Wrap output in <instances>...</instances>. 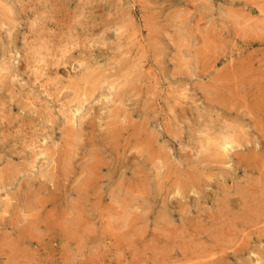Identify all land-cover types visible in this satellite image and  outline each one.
Wrapping results in <instances>:
<instances>
[{
	"label": "rangeland",
	"instance_id": "rangeland-1",
	"mask_svg": "<svg viewBox=\"0 0 264 264\" xmlns=\"http://www.w3.org/2000/svg\"><path fill=\"white\" fill-rule=\"evenodd\" d=\"M38 59H47L45 68ZM0 64V177L9 170L17 173L9 183L0 180L1 264L264 263V0H0ZM225 137L239 144L231 154L221 148ZM234 209L237 214L230 213Z\"/></svg>",
	"mask_w": 264,
	"mask_h": 264
},
{
	"label": "bare ground",
	"instance_id": "bare-ground-1",
	"mask_svg": "<svg viewBox=\"0 0 264 264\" xmlns=\"http://www.w3.org/2000/svg\"><path fill=\"white\" fill-rule=\"evenodd\" d=\"M88 1H89V0H88ZM35 2H36V0H35ZM80 2H81V1H80ZM41 4H42V3H41ZM28 6H29V5H28ZM2 9H3V8H2ZM47 11H48V10H47ZM9 12H10V11H9ZM41 12H42V11H41ZM4 14H6V12H5ZM4 14H3V15H4ZM6 15L9 16L8 13H7ZM43 18H44V17H43ZM42 20H43V19H42ZM48 22H49V21H48ZM62 24H63V23H62ZM31 27H32V26H31ZM40 27H41V26H40ZM38 28H39V27H38ZM45 28H46V27H45ZM54 31H55V30H54ZM64 32H65V31H64ZM36 33H37V32H36ZM47 33H48V32H47ZM53 34H54V33H53ZM84 40H85V39H84ZM69 41H70V39H69ZM94 43H95V42H94ZM75 44H76V43H75ZM72 45H73V44H72ZM77 45H78V44H77ZM41 46H42V45H41ZM49 46H50V45L48 44V47H49ZM45 47H46V45H45ZM50 47H51V46H50ZM48 49H49V48H48ZM66 49H67V48H66ZM38 50H39V49H38ZM51 50H53V49H51ZM47 51H49L48 53H50V49L47 50ZM39 52H40V51H39ZM41 52H42V51H41ZM55 52H56V51H55ZM57 52H58V51H57ZM57 52H56V53H57ZM60 52H61V51H60ZM35 53H36V52H35ZM35 53H33V54H35ZM43 53H44V52H43ZM61 53H62V52H61ZM28 54H29V53H28ZM36 54H37V53H36ZM44 54H45V53H44ZM54 54H55V53H54ZM245 54H246V52H245ZM41 55H42V54H41ZM45 55H46V54H45ZM60 55H62V54H60ZM33 56H34V55H33ZM42 56H43V55H42ZM50 56H51V55H50ZM57 56H58V55H57ZM65 56H66V54H65ZM124 56H125V55H124ZM241 56H242V55H241ZM29 57H30V56L28 55V58H29ZM48 57H49V56H48ZM48 57H47V58H48ZM55 57H56V56H55ZM55 57H54V58H55ZM62 57H63V56H62ZM28 58H27V59H28ZM34 58L36 59V57H34ZM37 58H38V57H37ZM41 58H42V57H41ZM41 58H40V59H41ZM43 58H46V57H43ZM56 58H57V57H56ZM60 58H61V57H60ZM27 59H26V60H27ZM30 59H31V57H30ZM51 59H52V58H51ZM91 59H92V58H91ZM38 60H39V59H38ZM61 60H62V59H61ZM66 60H67V59H66ZM66 60H65V61H66ZM217 60H218V59H217ZM217 60H216V61H217ZM44 61H45V60H44ZM44 61H43V60H42V61L39 60V62H42V65L44 64L43 68L46 67L45 65H46V63H47V59H46V63H45ZM48 61H49V60H48ZM53 61H54V60H53ZM53 61H52V63H53ZM58 61H60V60H58ZM62 61H63V60H62ZM65 61H64V62H65ZM95 61H96V60H95ZM132 61H133V60H132ZM232 61H233V60H231V62H232ZM249 61H251V60H249ZM253 61H254V60H253ZM32 62H33V61H32ZM39 62H38V63H39ZM231 62H229V63H231ZM243 62H244V61H243ZM52 63L49 62V64H52ZM54 63H56V62H54ZM213 63H214V62H213ZM32 64H33V63H32ZM56 64H57V63H56ZM244 64H245V62H244ZM0 65H1V64H0ZM54 65H55V64H54ZM57 65H60V64L58 63ZM102 65H103V64H102ZM228 65H231V64H228ZM236 65H238V64L236 63L235 66H236ZM240 65H241V63H240ZM3 66H4V65H3ZM48 66H49V65H48ZM48 66H47V68H48ZM50 66H51V65H50ZM52 66H53V65H52ZM231 66H232V65H231ZM242 66H243V65H242ZM247 66H248V65H247ZM249 66H250V65H249ZM253 66H254V65H253ZM6 67L8 68L9 66H6ZM55 67H56V65H55ZM61 67H62V66H61ZM105 67H106V66H105ZM224 67H225V66H224ZM0 68H1V67H0ZM4 68H5V67H4ZM26 68H27V66H26ZM33 68H35V67H33ZM43 68H42L41 70H39V71H43V70H44ZM52 68H54V67H52ZM59 68H60V67H59ZM227 68H228V67H227ZM241 68L243 69V67H241ZM248 68H249V67H247V69H248ZM8 69H10V68H8ZM28 69H30V68H28ZM54 69H55V68H54ZM88 69H89V68H88ZM90 69H91V68H90ZM230 69H231V67H230ZM238 69H239V68H238ZM244 69H245V68H244ZM253 69H254V68H253ZM26 70H27V69H26ZM49 70H50V69H49ZM63 70H64V69H63ZM82 70H83V69H82ZM225 70H227V69H225ZM239 70H240V69H239ZM87 71H88V70H87ZM242 71H244V70H242ZM253 71H254V70H253ZM256 71L258 72V70L255 69L254 72H256ZM29 72H31V71H29ZM45 72H46V71H45ZM45 72H44V73H45ZM49 72H50V71H49ZM56 72H57V71H56ZM221 72H224V71H221ZM232 72H233V71H232ZM239 72H240V71H239ZM245 72H246V71H245ZM251 72H252V71H251ZM259 72H260V71H259ZM26 73H27V71H26ZM46 73H47V72H46ZM224 73H226V72H224ZM33 74H35V73H33ZM73 74H74V73H73ZM236 74H237V72H236ZM236 74H235V75H236ZM245 74H246V73H245ZM54 75H55V74H54ZM64 75H65V74H64ZM67 75H68V74H67ZM67 75H66V76H67ZM75 75H76V74H75ZM77 75H78V74H77ZM83 75H84V74H83ZM220 75H221V74H220ZM258 75H259V74H258ZM2 76H3V75H2ZM119 76H120V75H119ZM4 77H5V76H4ZM49 77H50V76H49ZM49 77H47V79H48ZM58 77H59V76H58ZM58 77H57V75H56V78H58ZM64 77H65V76H64ZM68 77H69V75H68ZM72 77H74V75H73ZM76 77H77V76H76ZM95 77H96V76H95ZM222 77H223V76H222ZM227 77H228V76H226V78H227ZM229 77H230V76H229ZM242 77H243V76H242ZM257 77H258V76H257ZM44 78H45V77H44ZM51 78H53V76H52ZM59 78H60V77H59ZM59 78H58V79H59ZM69 78H70V77H69ZM232 78H233V77H232ZM240 78H241V77H240ZM263 78H264V75H263ZM33 79H34V78H33ZM54 79H55V78H54ZM54 79H53V80H54ZM88 79H89V78H88ZM219 79H220V78H219ZM249 79L251 80V77H250ZM257 79H258V78H257ZM261 79H262V78H261ZM60 80H61V79H60ZM60 80H59V81H60ZM67 80H68V79H67ZM81 80H82V79H81ZM83 80H84V79H83ZM135 80H136V79H135ZM139 80H140V79H139ZM141 80H142V79H141ZM250 80H249V81H250ZM259 80H260V79H259ZM57 81H58V80H57ZM101 81H102V80H101ZM226 81H227V80H226ZM69 82H71V84H72V81H71L70 79H69ZM83 82H85V81H83ZM99 82H100V81H99ZM227 82H228V81H227ZM256 82H257V81H256ZM80 83H81V82H80ZM132 83H133V82H132ZM217 83H219V82L217 81ZM243 83H246V81L243 82ZM243 83H242V84H243ZM249 83H250V82H247V84H249ZM257 83H258V82H257ZM263 83H264V81H263ZM46 84H47V82H46ZM81 84H82V83H81ZM125 84H126V83H125ZM137 84H138V83H137ZM219 84H220V83H219ZM226 84H227V83H226ZM233 84H234V83H233ZM237 84H238V83H237ZM252 84H253V83H252ZM138 85H139V84H138ZM235 85H236V84H235ZM97 86H99V85H97ZM97 86H96V87H97ZM109 86H110V85H109ZM109 86H108V87H109ZM131 86H132V85H131ZM212 86H213V85H211V87H212ZM214 86H215V85H214ZM244 86H245V85H244ZM252 86H253V85H252ZM255 86H256V85H255ZM44 87H47V86H44ZM72 87H73V86H72ZM86 87H87V86H86ZM96 87H95V88H96ZM245 87H246V86H245ZM248 87H249V86H248ZM262 87L264 88V86H262ZM99 88H100V87H99ZM222 88H223V87H222ZM241 88H242V87H241ZM246 88H247V87H246ZM260 88H261V87H260ZM263 88H262V89H263ZM76 89H78V88H76ZM76 89H75V90H76ZM100 89H101V88H100ZM247 89H249V88H247ZM253 89H254V87H253ZM255 89H256V88H255ZM72 90L74 91V89L71 88V91H72ZM87 90H88V89H87ZM94 90H95V89H94ZM219 90H220V89H219ZM225 90H226V89H225ZM230 90H232V88H231ZM260 90H261V89H260ZM47 91H48V90H47ZM61 91H62V90H61ZM81 91H82V88H81ZM234 91H236V90H234ZM246 91H247V90H246ZM249 91H250V90H249ZM263 91H264V89H263ZM77 92H79L78 94H81V93H80V89L77 90ZM212 92H213V91H212ZM219 92H220V91H219ZM213 93H216V92L214 91ZM217 93H218V92H217ZM238 93H239V92H238ZM255 93H256V92H255ZM255 93H254V94H255ZM258 93H259V92H258ZM258 93H257V95H258ZM56 94H57V93H56ZM219 94H220V93H219ZM229 94H230V93H229ZM231 94H232V93H231ZM244 94H245V93H243V95H244ZM76 95H77V94H76ZM214 95H215V94H214ZM232 95H233V94H232ZM238 95H241V94L239 93ZM246 95H249V94H246ZM259 95H261V93H259ZM79 96H80V95H79ZM81 96H83V95H81ZM216 96H217V95H216ZM216 96H215V97H216ZM228 96H229V95H228ZM228 96L226 95V97H228ZM249 96H250V95H249ZM263 96H264V95H263ZM87 97H88V96H87ZM220 97H223V96H220ZM224 97H225V95H224ZM234 97H235V95H234ZM236 97H237V96H236ZM251 97H252V95H251ZM251 97H250V98H251ZM255 97H256V96H255ZM83 98H84V97H83ZM89 98H90V97H89ZM89 98H87V99H89ZM218 98H219V96H218ZM239 98H240V97H239ZM243 98H244V97H243ZM262 98H263V97H262ZM229 99H231V98H229ZM229 99L227 98V100H229ZM233 99H234V98H233ZM237 99H238V98H237ZM240 99H241V98H240ZM247 99H249V98H247ZM79 100H81V99H80V98L78 99V103H81V102H79ZM83 100H84V99H83ZM225 100H226V99H225ZM225 100H224V101H225ZM251 100H253V99H251ZM75 101H77V100H75ZM85 101H86V100H85ZM213 101H214V100H213ZM233 101H234V100H233ZM248 101H249V100H248ZM248 101H247V102H248ZM260 101L262 102V100H260ZM214 102H215V101H214ZM249 102H250V101H249ZM251 102L253 103V101H251ZM254 102H255V101H254ZM215 103H216V102H215ZM236 103H237V102H236ZM245 103H246V102H245ZM82 104H83V103H82ZM227 104H228V103H227ZM227 104H226V105H227ZM233 104H234V103H233ZM239 104H240V103H239ZM258 104H259V101H258ZM4 105H5V103H4ZM80 105H81V104H80ZM228 105H229V104H228ZM234 105H235V104H234ZM243 105H244V104H243ZM252 105H254V103H253ZM216 106H217V105H216ZM235 106H237V105H235ZM244 106H245V105H244ZM250 106H251V105H250ZM254 106H255V105H254ZM263 106H264V105H263ZM225 107H226V106H225ZM239 107H240V106H239ZM248 107H249V106H248ZM251 107H252V106H251ZM218 108H219V107H218ZM220 108H221V106H220ZM220 108H219V109H220ZM229 108H230V107H229ZM229 108H228V109H229ZM232 108H233V107H232ZM241 108H242V107H241ZM222 109H223V108H222ZM222 109H221V110H222ZM226 109H227V108H226ZM233 109H234V108H233ZM247 109H250V107L247 108ZM237 110H238V109H237ZM255 110H256V109H255ZM261 110H262V109H261ZM75 111H76V110H75ZM243 111H244V110H243ZM251 111H253V110H251ZM233 112H234V110H233ZM245 112H246V111H245ZM2 113H3V112H2ZM74 113H75V112H74ZM153 113H154V112H153ZM177 113H178V112H177ZM230 113H231V110H230ZM249 113H250V112H249ZM76 114H77V113H76ZM183 114H184V113H183ZM241 114H242V113H241ZM247 114H248V113H247ZM250 114H251V113H250ZM250 114H249V116H250ZM260 115H262V114H260ZM258 116H259V115H258ZM238 117H239V116H238ZM238 117H235L234 119H236V118H238ZM245 117H246V115H245ZM255 117H256V116H255ZM263 117H264V116H263ZM263 117H261V118H263ZM222 118H223V117H222ZM250 118H251V116H250ZM252 118H253V117H252ZM258 118H259V117H258ZM75 119H76V118H75ZM116 119H117V118H116ZM210 119H211V118H210ZM71 120H72V119H71ZM94 120H95V119H94ZM243 120H244V119H243ZM256 120H257V119H256ZM13 121H14V120H13ZM157 121H158V120H157ZM239 121H240V120H239ZM244 121H246V119H245ZM248 121H249V120H248ZM253 121H254V120H253ZM253 121H251V122H253ZM80 122H81V121H80ZM249 122H250V121H249ZM259 122H260V121H259ZM147 123H148V121H147ZM153 123H154V122H153ZM263 123H264V122H263ZM122 124H123V123H122ZM214 124H215V123H214ZM217 124H218V123H217ZM234 124H235V123H234ZM234 124H233V125H234ZM245 124H246V123H245ZM251 124H252V123H250V126H251ZM259 124H260V123H259ZM124 125H125V124H124ZM146 125H147V124H146ZM148 125H149V123H148ZM233 125H232V126H233ZM237 125H238V128H239V126H240V125H239V122H238ZM248 125H249V123H248ZM10 126H11V125H10ZM60 126H61V125H60ZM227 126H228V125H227ZM241 126H243V125H241ZM252 126H253V124H252ZM213 127H214V126H213ZM236 127H237V126H235L234 128L236 129ZM263 127H264V125H262V128H263ZM61 128H62V127H61ZM104 128H105V127H104ZM207 128H208V127H207ZM232 128H233V127H232ZM18 129H19V128H18ZM69 129H70V128H69ZM133 129H134V128H133ZM166 129H167V128H165L164 130H166ZM226 129H227V128H226ZM254 129H255V128H254ZM254 129H253V130H254ZM263 129H264V128H263ZM19 130H20V129H19ZM121 130H122V129H121ZM247 130H248V129H247ZM106 131H107V130H106ZM155 131H156V130H155ZM227 131H228V130H227ZM232 131H234V130H232ZM238 131H239V130H238ZM242 131H243V130H242ZM244 131H246V130H244ZM244 131H243V132H244ZM74 132H75V131H74ZM80 132H81V131H80ZM80 132H79V133H80ZM83 132H84V131H83ZM83 132H82V133H83ZM122 132H123V131H122ZM122 132H120V133H122ZM141 132H143V131H141ZM152 132H153V131H152ZM198 132H199V131H198ZM243 132H242V133H243ZM255 132H256V131H255ZM257 132H259V130H258ZM15 133H16V132H15ZM19 133H20V132H19ZM111 133H113V132H111ZM115 133H116V132H115ZM158 133H159V132H158ZM158 133H157V134H158ZM165 133H166V132H165ZM199 133H200V132H199ZM206 133H207V130H206ZM210 133H211V129H210ZM210 133H209V135H210ZM222 133H224V132H222ZM237 133H238V132H237V130H236L235 134H237ZM248 133H249V132H248ZM17 134H18V133H17ZM83 134H84V133H83ZM144 134H145V133H144ZM146 134H147V133H146ZM166 134H167V133H166ZM231 134H232V132H231ZM235 134H234V135H235ZM257 134H258V133H257ZM261 134H262V133H261ZM78 135H79V134H78ZM103 135H104V134H103ZM245 135H247V134H245ZM258 135H259V138H260V132H259ZM130 136H131V135H130ZM140 136H141V135H139V137H140ZM142 136H143V135H142ZM147 136H149V135H147ZM156 136H157V135H156ZM168 136H169V134H168ZM232 136H233V135H232ZM242 136L244 137V133H243ZM242 136L240 137L241 139L243 138ZM249 136H250V134H249ZM249 136H248V137H249ZM77 137H79V136H76V138H77ZM111 137H112V136H111ZM114 137H115V136H114ZM120 137H121V136H120ZM123 137H125V136H123ZM135 137H136V135H135ZM139 137H138V138H139ZM201 137H202V136H201ZM204 137H205V135H204ZM236 137H237V136H236ZM248 137H247V138H248ZM262 137H263V135H262ZM80 138H81V136H80ZM86 138H87V137H86ZM93 138H94V137H93ZM108 138H109V137H108ZM108 138H107V139H108ZM146 138H147V137H146ZM223 138H224V137H223ZM233 138H234V137H233ZM263 138H264V137H263ZM21 139H22V138H21ZM140 139H141V138H140ZM164 139H165V138H164ZM205 139H206V138H205ZM109 140H110V139H109ZM109 140H107V141H109ZM111 140H112V139H111ZM122 140H123V139H122ZM153 140H154V139H153ZM155 140H156V139H155ZM207 140H209V139H207ZM242 140L246 141V138L244 137ZM249 140H250V139H249ZM249 140H247V141H249ZM18 141H20V140H18ZM80 141H81V140H80ZM113 141H114V140H113ZM125 141H126V139L124 140V142H125ZM141 141H142V140H141ZM145 141H147V140H145ZM148 141H149V140H148ZM162 141H163V140H162ZM164 141H165V140H164ZM204 141H205V140H204ZM235 141L237 142V140H235ZM235 141H234L231 137H228V138L225 137V143L221 146V148L223 147L224 150H226V152L228 153V152H229V149H233V145L235 146V144H238V143H236ZM20 142H21V141H20ZM24 142H25V141H24ZM28 142H29V141H28ZM73 142H74V141H73ZM124 142H123V143H124ZM137 142H138V141H137ZM152 142H153V141H152ZM156 142H157V140H156ZM168 142H169V141H168ZM249 142H250V141H249ZM260 142H261V141H260ZM22 143H23V141H22ZM85 143H86V142H85ZM110 143H111V142H110ZM112 143H113V142H112ZM112 143H111V144H112ZM120 143H121V142H120ZM138 143H139V142H138ZM138 143H137V145H138ZM141 143H142V142H141ZM160 143H161V142H160ZM166 143H167V142H165V143H163V144H166ZM221 143H222V142H221ZM240 143H243V142H240ZM244 143H245V142H244ZM262 143H263V142H262ZM14 144H15V143H14ZM23 144H26V143H23ZM31 144H32V143H31ZM86 144H87V143H86ZM104 144H105V143H104ZM116 144H117V143H116ZM132 144H133V143H132ZM147 144H148V143H147ZM167 144H169V143H167ZM245 144H247V143H245ZM250 144H251V143H250ZM27 145H28V144H27ZM107 145H108V144H107ZM118 145H119V144H118ZM121 145H122V144H121ZM143 145H144V144H143ZM151 145H152V144H151ZM161 145H162V144H161ZM238 145H239V144H238ZM247 145H248V144H247ZM247 145H246V146H247ZM251 145H252V144H251ZM260 145H261V143H260ZM135 146H136V145H135ZM148 146H149V145H148ZM167 146H168V145H167ZM167 146L165 145V147H167ZM170 146H171V145H170ZM198 146H199V145H198ZM215 146H216V145H215ZM217 146H218V144H217ZM19 147H20V146H19ZM32 147H33V146H32ZM34 147H35V146H34ZM107 147H108V146H107ZM115 147H116V146H115ZM119 147H120V146H119ZM122 147H123V146H122ZM155 147H157V146H155ZM155 147H154V148H155ZM236 147H237V145H236ZM236 147H234V148H236ZM261 147H262V146H261ZM263 147H264V145H263ZM263 147H262V148H263ZM21 148H22V147H21ZM127 148H128V147H127ZM132 148H133V147H132ZM132 148H131V149H132ZM135 148H136V147H135ZM135 148H134V149H135ZM139 148H140V147H139ZM152 148H153V146H152ZM159 148H160V144H159ZM167 148H169V146H168ZM167 148H166V149H167ZM196 148H197V147H196ZM237 148H238V147H237ZM241 148H242V147H241ZM26 149H27V148H26ZM120 149H121V148H120ZM157 149H158V148H157ZM163 149H164V148H163ZM199 149H201V152H202V148H199ZM218 149H219V148H218ZM218 149H217V150H218ZM238 149H240V148H238ZM242 149H243V148H242ZM249 149H251V148H249ZM259 149H260V147H259ZM263 149H264V148H263ZM263 149H262V150H263ZM34 150H35V149H34ZM135 150H137V148H136ZM144 150H145V151H144ZM144 150H143V151L146 152V154H147L146 149H144ZM151 150H152V149H151ZM154 150H155V149H154ZM172 150H173V149H172ZM212 150H213V149H211V151H212ZM217 150H216V152L219 153L220 150H219V151H217ZM257 150H258V149H257ZM21 151H22V150H21ZM100 151H102V150H100ZM122 151H124V150H122ZM141 151H142V150H141ZM141 151H140V152H141ZM231 151H232V150H231ZM231 151H230V152H231ZM236 151L238 152L237 149H236ZM247 151H248V150H247ZM255 151H256V150H255ZM91 152H92V151H91ZM144 152H142V154H143ZM152 152H153V151H152ZM184 152H185V151H184ZM208 152H209V151H207V153H208ZM212 152H213V151H212ZM230 152H229V153H230ZM233 152H234V151H233ZM233 152H232V155H233ZM261 152H262V151H261ZM16 153H17V152H16ZM100 153H101V152H100ZM102 153H103V152H102ZM249 153H251V152L249 151ZM249 153H248V154H249ZM257 153H259V151H257ZM98 154H99V153H98ZM98 154H97V155H98ZM137 154H138V153H137ZM142 154H141V155H142ZM201 154H204V152L201 153ZM211 154H212V153H211ZM230 154H231V153H230ZM244 154H245V153H244ZM262 154H264V152L261 153V155H262ZM22 155H23V154H22ZM31 155H32V154H31ZM92 155H93V154H92ZM100 155H101V154H100ZM100 155H98V156H100ZM139 155H140V154H139ZM157 155H158V154H157ZM214 155H217V154L214 152ZM223 155H225V154H223ZM223 155H222V156H223ZM226 155H227V154H226ZM232 155H230V156H232ZM241 155H243V153H242ZM9 156H11V155L9 154ZM16 156H17V155H16ZM16 156H15V157H16ZM19 156H20V155H19ZM51 156H52V155H51ZM71 156H73V155H71ZM87 156H88V155H87ZM89 156H91V155H89ZM145 156H146V155H145ZM148 156H150V155H148ZM180 156H181V155H180ZM186 156H187V155H186ZM205 156H206V155H205ZM248 156H249V155H247L246 157H248ZM258 156H259V155H258ZM11 157H14V156H11ZM92 157H93V156H92ZM92 157H91V158H92ZM121 157H122V156H121ZM141 157H142V156H141ZM152 157L155 158V156H152ZM164 157H165V156H164ZM210 157H211V156H210ZM223 157H224V156H223ZM228 157H229V156H228ZM262 157L264 158V156H262ZM146 158H148V157H146ZM154 158H150V157H149V162L151 163V160H152V162L155 161V160H153ZM159 158H160V157H159ZM179 158H180V157H179ZM207 158H208V156H207ZM217 158H218V157H217ZM229 158H230V157H229ZM229 158H228V159H229ZM235 158H236V156L234 157V159H235ZM240 158H241V157L239 156V159H240ZM13 159H14V158H13ZM35 159H36V158H35ZM37 159H38V158H37ZM50 159H51V158H50ZM60 159H61V158H60ZM60 159H59V160H60ZM157 159H158V158H157ZM162 159H163V158H162ZM166 159H168V158H166ZM184 159H185V157H184ZM218 159H219V158H218ZM222 159H223V158H222ZM245 159H246V158H245ZM247 159H248V158H247ZM32 160H33V159H32ZM101 160H102V159H101ZM147 160H148V159H147ZM160 160H161V159H160ZM180 160H181V159H180ZM182 160H183V159H182ZM185 160H186V159H185ZM232 160H233V159H232ZM243 160H244V158H243ZM67 161H68V160H67ZM95 161H96V159H95ZM162 161H163V160H162ZM162 161H161V162H162ZM164 161H166L165 158H164ZM186 161H187V160H186ZM186 161H185V162H186ZM228 161H229V160H228ZM230 161H231V160H230ZM235 161H236V159H235ZM245 161H248V160H245ZM259 161H260V160H259ZM261 161H263V160H261ZM51 162H52V161H51ZM145 162H147V161H145ZM166 162H167V161H166ZM241 162H242V161H241ZM150 163H147V164H150ZM232 163H233V162H232ZM243 163L245 164V163H248V162H243ZM243 163H242V164H243ZM259 163H260V162H259ZM97 164H98V163H97ZM106 164H107V163H106ZM106 164H105V165H106ZM145 164H146V163H145ZM155 164H157V163H155ZM161 164H162V163H161ZM242 164L239 163L240 166H241ZM7 165H8V164H7ZM48 165H49V164H48ZM50 165H52V164H50ZM59 165H60V164H59ZM59 165H58V167H59ZM61 165H62V164H61ZM91 165H92V164H91ZM162 165H163V164H162ZM168 165H169V164H167V166H168ZM171 165H172V164H171ZM254 165H255V164H254ZM259 165H260V164H259ZM154 166H157V165H154ZM169 166H170V165H169ZM174 166H175V164H174ZM243 166H244V165H243ZM243 166H242V167H243ZM246 166H247V165H246ZM249 166H250V165H249ZM19 167H20V165H19ZM48 167H49V166H48ZM50 167H52V166H50ZM64 167H65V166H64ZM66 167H67V166H66ZM105 167H106V166H105ZM161 167H163V166H161ZM175 167H176V166H175ZM237 167H238V166H237ZM7 168H8V167H7ZM20 168H21V169H19V171L22 170L24 167H23V168L20 167ZM46 168H47V167H46ZM59 168H60V167H59ZM87 168H88V167H87ZM97 168H98V167H97ZM103 168H104V167H103ZM107 168H108V167H107ZM195 168H196V167H195ZM247 168H248V166L246 167V169H247ZM251 168H252V166H251ZM32 169H34V168H32ZM52 169H53V167H52ZM55 169H56V168H55ZM63 169H64V168H63ZM92 169H93V168H92ZM92 169L90 170L91 173H92V171H93ZM155 169H156V168H155ZM6 170H7V169H6ZM6 170H5V171H6ZM16 170H17V169H16ZM53 170H54V169H53ZM57 170H58V169H57ZM98 170H99V169H98ZM98 170H97V171H98ZM159 170H160V169H159ZM180 170H181V169H180ZM238 170H239V169H238ZM5 171H4V172H5ZM239 171H240V170H239ZM241 171H243V170H241ZM24 172H25V171H24ZM56 172H57V171H56ZM68 172H69V174L71 173L70 171H68ZM98 172H99V171H98ZM136 172H137V171H136ZM157 172H158V171H157ZM228 172H229V171H228ZM248 172H249V171H248ZM256 172H257V171H256ZM64 173H65V172H64ZM64 173H63V171H59V175H60V177L63 178V179H65V175H64ZM95 173H96V170H95ZM95 173H92V174L95 175ZM140 173H141V172H140ZM229 173H231V172H229ZM1 174H2V173H1ZM16 174H17V173H16L15 171H13V170L6 171V172L0 177V180H1V181H2V180H6V182L9 183V181L11 182V180H13V179L17 176ZM44 174H46V173H44ZM51 174H52V173H51ZM83 174H84V173H83ZM137 174H138V173H136V175H137ZM166 174H167V173H166ZM168 174H169V173H168ZM253 174H255V173H253ZM258 174H259V173H258ZM258 174H257V176H258ZM52 175H53V174H52ZM57 175H58V174H57ZM98 175H99V174H98ZM190 175H191V174H190ZM199 175H201V174L199 173ZM206 175H207V174H206ZM259 175H261V173H260ZM44 176H45V175H44ZM46 176H47V175H46ZM68 176H69V175H68ZM99 176H100V175H99ZM157 176H158V175H157ZM18 177H19V176H18ZM18 177H17V178H18ZM88 177H89V176H88ZM101 177H102V176H101ZM145 177H148V176L146 175ZM168 177H169V176H168ZM190 177H192V175H191ZM193 177H195V176L193 175ZM198 177H199V176H198ZM263 177H264V176H263ZM50 178H51V177H50ZM97 178H98V177H97ZM97 178H96V181H97ZM158 178H162V177L159 176ZM199 178H200V177H199ZM199 178H198V179H199ZM227 178H228V177H227ZM232 178H233V177H232ZM232 178H231V179H232ZM236 178H237V177H236ZM246 178H247V177H246ZM254 178H255V175H254ZM259 178H260V177H259ZM45 179H47V178H45ZM59 179H60V178H59ZM100 179H101V178H100ZM165 179H166V178H165ZM169 179H170V178H169ZM185 179H186V178H185ZM187 179L189 180L190 178H187ZM187 179H186V180H187ZM192 179H194V178H192ZM198 179H196V180H198ZM229 179H230V178H229ZM233 179H234V178H233ZM233 179H232V180H233ZM247 179H248V178H247ZM247 179H246V180H247ZM17 180H18V179H17ZM43 180H44V179H43ZM55 180H56V179H55ZM158 180L161 181V179H158ZM188 180H187L188 183H189V181L191 182V180H189V181H188ZM196 180H195V181H196ZM256 180H257V179H256ZM260 180H261V178L259 179V181H260ZM44 181H45V180H44ZM195 181H193V183H194ZM234 181H235V180H234ZM250 181H251V180H250ZM263 181H264V180L262 179V182H263ZM40 182H41V180H40ZM42 182H43V181H42ZM42 182H41V183H42ZM46 182H47V181H46ZM48 182H50V181H48ZM52 182H53V181H52ZM199 182H200V183H201V182L204 183V181H202V180H201V181L199 180ZM199 182H198V183H199ZM238 182H239V181H238ZM241 182H242V181H241ZM248 182H249V181H247L246 183L248 184ZM262 182H261V183H262ZM2 183H3V181H2ZM14 183H15V182H14ZM58 183H59V182H58ZM63 183H64V181H63ZM158 183H159V182H158ZM185 183H186V182H185ZM188 183H187V184H188ZM239 183H240V182H239ZM246 183H245V184H246ZM250 183L252 184V182H250ZM255 183H256V182H255ZM34 184H35V183H34ZM90 184H91V183H90ZM159 184H160V183H159ZM201 184H202V183H201ZM253 184H254V183H253ZM256 184H257V183H256ZM256 184H254L255 186H253V185H252V186L257 188L258 185H256ZM2 185H3V184H2ZM42 185L44 186V184H42ZM98 185H99V184H98ZM185 185H186V184H185ZM185 185H184V187H186ZM4 186H5V185H4ZM30 186H31V185H30ZM45 186H46V185H45ZM86 186H87V185H86ZM86 186H82V184H81V187H86ZM188 186H189V184H188ZM198 186H199V184H198ZM198 186L196 187L197 189H198ZM203 186H204V184H203ZM203 186H200L199 188H201V187H203ZM239 186L241 187V185H239ZM244 186H245V185H244ZM260 186H262V187H261V188H260L259 186H258V187H259V188L261 189V191H262V188H263L264 185H263V184H260ZM7 187H8V186H7ZM9 187H11L10 184H9ZM39 187H40V186H39ZM62 187H63V186H62ZM94 187H97V186H94ZM142 187H143V185H142ZM192 187H193V184H192L191 188H192ZM245 187H246V186H245ZM245 187H244V188H245ZM55 188H56V187H55ZM79 188H80V186H79ZM189 188H190V187H189ZM193 188H195V186H194ZM236 188H237V190H238V187H237V186L235 187V189H236ZM244 188L242 189L243 191L245 190ZM259 188H257V189H259ZM46 189H47V188H46ZM56 189H57V188H56ZM64 189H65V188H64ZM88 189H89V188H88ZM184 189H186V188H184ZM247 189H249V188H247ZM250 189H251V188H250ZM254 189H255V188H254ZM257 189H256V190H257ZM260 189H259V190H260ZM50 190H51V189H50ZM61 190H62V189H61ZM79 190H80V189H79ZM93 190H94V189H93ZM139 190H140V188H139ZM146 190H147V189H146ZM146 190H145V191H146ZM188 190H189V189H188ZM198 190H199V189H198ZM34 191H35V190H34ZM38 191H39V190H38ZM43 191H44V190H43ZM77 191H78V190H77ZM77 191H75L76 194H77ZM80 191H81V190H80ZM82 191H85V192H86V190H82ZM35 192H36V191H35ZM56 192L58 193V191H56ZM78 192H79V191H78ZM85 192H84V193H85ZM139 192H141V191H139ZM147 192H148V191H147ZM184 192H185V191H184ZM193 192H194V189H193ZM234 192H237V191H234ZM238 192H239V191H238ZM238 192H237V193H238ZM250 192H251V191H249V193H248L249 195H250ZM257 192H258V191H257ZM262 192H264V191H262ZM98 193H99V192L97 191V193H95V194H98ZM185 193L187 194V192H185ZM243 193H245V191H244ZM255 193H256V191H255ZM36 194H38V193H36ZM41 194H43V192H42ZM58 194H59V193H58ZM70 194H71V192H70ZM78 194H79V193H78ZM87 194H88V193H87ZM138 194H139V193H138ZM181 194H182V193H181ZM235 194H236V193H235ZM235 194L233 195V197L235 196ZM245 194H246V193H245ZM256 194H257V193H256ZM258 194L260 195V193H258ZM25 195H26V194H25ZM27 195H28V194H27ZM47 195H48V194H47ZM59 195H60V194H59ZM88 195H89V194H88ZM136 195H137V194H136ZM237 195H238V197H239V194H237ZM240 195H241L242 198L240 197L239 199H243V195H242V194H240ZM249 195L244 196V199H246V197H247V199H248ZM252 195H253V193H252ZM263 195H264V193H263ZM48 196L50 197V195H48ZM52 196H53V195H52ZM76 196H77V195H76ZM90 196H91V195H90ZM254 196H257V195H254ZM31 197H34V196H31ZM36 197H37V195H36ZM88 197H89V196H88ZM95 197L97 198V196H95ZM251 197H252V196H250V198H251ZM258 197H259V196H258ZM258 197H257V198H258ZM260 197H261V196H260ZM260 197H259V198H260ZM13 198H14V197H13ZM17 198H18V197H17ZM38 198H39V197H38ZM38 198H37V199H38ZM41 198H42V197H41ZM47 198H48V197H47ZM50 198H51V197H50ZM255 198H256V197H255ZM257 198H256V200H257ZM259 198H258V199H259ZM0 199H1V198H0ZM15 199H16V198H15ZM18 199H19V198H18ZM31 199H32V198H31ZM52 199H53V198H51L50 200H52ZM84 199H88V198H84ZM261 199H262V197H261ZM42 200H43V199H42ZM227 200H228V199H227ZM234 200H235V199H234ZM237 200H238V198H237ZM252 200H254V199H252ZM23 201H24V200H23ZM30 201H31V200H30ZM54 201H55V200H54ZM54 201H53V202H54ZM91 201H92V199H91ZM224 201L226 202V204H229V203H227L226 200H224ZM235 201H236V200H235ZM235 201H234V202H235ZM246 201H247V200H246ZM254 201H255V200H254ZM260 201H261V200H260ZM262 201H263V199H262ZM9 202H10V201H9ZM20 202H21V201H20ZM24 202H25V201H24ZM27 202H28V200H27ZM27 202H26V203H27ZM36 202H37V201H36ZM36 202H33V203H34V206H35V203H36ZM43 202H44V200H43ZM221 202H223V201H221ZM241 202H242V201H241ZM248 202H249V201H248ZM251 202H253V201H250L249 203H251ZM255 202H259V201H255ZM0 203H2V202H0ZM21 203H22V202H21ZM30 203H31V202H30ZM33 203H32V205H33ZM236 203L238 204V203H239V200H238V202H236ZM236 203H235V204H236ZM244 203H245V201H244ZM260 203H261V202L258 203L259 206H260ZM47 204H48V203H47ZM50 204H52V203H50ZM56 204H57V203H56ZM235 204H234V205H235ZM245 204H247V203H245ZM254 204H255V203H254ZM258 204H257V205H258ZM261 204H263V202H262ZM0 205H3V204H0ZM30 205H31V204H30ZM36 205H37V204H36ZM42 205H43V203H42ZM59 205H60V204H59ZM61 205H62V204H61ZM94 205H95V204H94ZM214 205H215V204H214ZM229 205H230V204H229ZM229 205H227V207H228ZM234 205H232V206H234ZM257 205H255V207H257ZM23 206H24V205H23ZM39 206H40V205H39ZM46 206H47V205H46ZM48 206H49V205H48ZM216 206L220 208V206H218V205H216ZM216 206H215V207H216ZM230 206H231V205H230ZM230 206L228 207V210H230V208H231ZM239 206H240V205H239ZM239 206H238V209H239ZM248 206L250 207V206H253V205L250 204V205H248ZM29 207H30V209L32 210L31 206H29ZM32 207H33V206H32ZM37 207H38V206H37ZM37 207H36V208H37ZM41 207H42V206H41ZM43 207H44V205H43ZM43 207H42V208H43ZM223 207H224V206H223V203H222V208H223ZM227 207H226V209H227ZM234 207H236V206H234ZM246 207H247V206H246ZM249 207H248V209H249ZM253 207H254V206H253ZM261 207H262V205H261ZM1 208L3 209L2 206H1ZM7 208H8V207H7ZM24 208H25V207H24ZM57 208H58V207H57ZM90 208H91V207H90ZM244 208H245V207H244ZM258 208H260V207H258ZM25 209H26V208H25ZM252 209H254V208H252ZM252 209L250 208V210H252ZM263 209H264V205H263ZM27 210H28V209H27ZM34 210H35V209H34ZM37 210H39V209H37ZM40 210H41V209H40ZM63 210H64V208H63ZM219 210H222V209H219ZM236 210H237V209H236ZM236 210L234 209L235 212H232V211H231L230 213H236V212H238V211H236ZM240 210H241V209H240ZM240 210H239V211H240ZM4 211H5V210H4ZM50 211H51V210H50ZM60 211H62V210H60ZM225 211H227V210H225ZM242 211H245V210L242 209ZM247 211H248V210H246V212H247ZM253 211H254V212H255V211L258 212L257 208H256V210H253ZM259 211H262V210L259 209ZM5 212H8V210H6ZM29 212H30V210H29ZM55 212H56V211H55ZM88 212H90V211H88ZM214 212H216V211H213V213H214ZM223 212H224V211H223ZM246 212H242V213L240 212V213H241V215H242L243 213H246ZM248 212H249V211H248ZM251 212H252V211H251ZM38 213H39V212H38ZM38 213H36V214H38ZM41 213H42V212L40 211V214H41ZM45 213H46V212H45ZM45 213H44V214H45ZM48 213H49V212H48ZM92 213H93V211H92ZM227 213H229V212H227ZM31 214H32V213H31ZM89 214H91V213H89ZM89 214H88V215H89ZM214 214H215V213H214ZM219 214H220V213H219ZM224 214H225V213H224ZM236 214H237V213H236ZM246 214H248V213H246ZM249 214H250V213H249ZM255 214H257V213H255ZM260 214H261V213H258L257 215H260ZM262 214H263V216H264V211H263ZM34 215H35V214H34ZM42 215H43V214H42ZM48 215H49V214H48ZM91 215H92V214H91ZM215 215H216V214H215ZM217 215H218V214H217ZM222 215H223V214H222ZM232 215H233V214H232ZM251 215H252V214H250V216H251ZM257 215H256V216H257ZM12 216H13V214H12ZM36 216H37V215H36ZM38 216H39V214H38ZM38 216H37V217H38ZM40 216H41V215H40ZM56 216H58V215H56ZM56 216H55V217H56ZM94 216H95V214L93 215V217H94ZM211 216H212V215H211ZM218 216H219V218L221 217L220 215H218ZM234 216H235V214H234ZM244 216L246 217V215H244ZM250 216H248V217H246V218L249 219ZM260 216H261V215H260ZM260 216H259V217H260ZM0 217H1V215H0ZM3 217H4V215H3ZM51 217H54V216H51ZM89 217H90V215H89ZM214 217L217 218V216H214ZM214 217H213V218H214ZM224 217H225V216H224ZM230 217H231V216H230ZM236 217H237V216H236ZM245 217H241V219H242V218H245ZM254 217H255V216H254ZM12 218H13V217H12ZM31 218H33V217H31ZM39 218H40V217H39ZM42 218H43V217H42ZM62 218H63V216H62ZM82 218H83V217H82ZM96 218H97V217H96ZM210 218H211V217H209V219H210ZM219 218H218V219H219ZM246 218H245V219H246ZM250 218L252 219V217H250ZM5 219H6V218H5ZM55 219H56V218H55ZM161 219H162V218H161ZM183 219H184V218H183ZM207 219H208V218H207ZM214 219H215V218H214ZM214 219H212V220H214ZM218 219H217V221H219ZM226 219H227V218H226ZM229 219H230V218H229ZM229 219H228V220H229ZM236 219H237V218H236ZM236 219H235V220H236ZM238 219H240V218H238ZM238 219L236 220V221H237V222H236L237 224H239V223H238ZM259 219H260V218H259ZM1 220H3V219H1ZM14 220L17 221V220H19V219H15V216H14ZM35 220H36V219H35ZM60 220H63V221H64L65 218H64V219H60ZM95 220H96V219H95ZM167 220H168V219H167ZM170 220H171V219H170ZM186 220H187V219H186ZM197 220H198V219H197ZM220 220H221V221H224V220H222V219H220ZM231 220H232V219H231ZM233 220H234V219H233ZM243 220H244V219H242V221H243ZM249 220H250V219H249ZM261 220H263L262 217H261ZM19 221H20V220H19ZM19 221H18V222H19ZM42 221H43V220H41L40 222H42ZM209 221H211V219H210ZM209 221H208V222H209ZM214 221H215V220H214ZM217 221H216V222H217ZM221 221H220V224H221ZM253 221H254V220H253ZM6 222H7V221H6ZM8 222H9V221H8ZM11 222H12V221H11ZM14 222H15V221H14ZM34 222H35V221H34ZM38 222H39V221H38ZM64 222H66V221H64ZM91 222H92V221H91ZM96 222H97V221H96ZM200 222H201V221H200ZM205 222H206V221H205ZM224 222H226V221H224ZM244 222H245V221H244ZM4 223H5V222H4ZM43 223H44V221H43ZM53 223H54V222H53ZM62 223H63V222H62ZM83 223H84V222H83ZM93 223H94V222H93ZM181 223H182V222H181ZM222 223H223V222H222ZM229 223H230V221L227 222V224H229ZM231 223H232V222H231ZM234 223H235V222H234ZM0 224H1V223H0ZM16 224H17V223H14L13 225H16ZM45 224H46V223H45ZM45 224H44V225H45ZM55 224H56V223H55ZM166 224H167V223H166ZM186 224H187V223H186ZM189 224H190V222H189ZM191 224H192V223H191ZM191 224H190V225H191ZM203 224H204V223H203ZM208 224H210V223H208ZM215 224H216V223H215ZM223 224H224V223H223ZM245 224H246V223H245ZM252 224H253V223H252ZM255 224H256V223H255ZM11 225H12V224H11ZM17 225H18V224H17ZM24 225H25V224H24ZM28 225H29V227H30V224H28ZM41 225H42V224H41ZM50 225H52V224H50ZM57 225H58V224H57ZM95 225H96V224H95ZM169 225H171V224H169ZM181 225H182V224H181ZM190 225H189V226H190ZM221 225H222V224H221ZM239 225H240V224H239ZM239 225H238V226H239ZM248 225H249V224H248ZM248 225H247V227H249ZM253 225H254V224H253ZM256 225H258V223H257ZM8 226H9V225H8ZM32 226H33V225H32ZM42 226H43V225H42ZM45 226H46V225H45ZM63 226H64V225H63ZM214 226H215V225H214ZM217 226H218V225H217ZM219 226H220V225H219ZM223 226H226V227H227L228 225H223ZM229 226H231V225H229ZM234 226H237V225H234ZM12 227H13V226H12ZM15 227H17V226H15ZM22 227H24V226H22ZM22 227H19V228H22ZM39 227H40V226H39ZM47 227H48V226H46L45 229H46ZM49 227H50V226H49ZM53 227H54V226H53ZM198 227H200V226H198ZM205 227H207V226H205ZM208 227H209V226H208ZM208 227H207V228H208ZM242 227H243V226H242ZM262 227H263V225H262ZM36 228H38V227H36ZM42 228H43V227H42ZM50 228H51V227H50ZM220 228H221V227H220ZM220 228H219V229H220ZM232 228H233V227H232ZM234 228H235V227H234ZM234 228H233V229H234ZM15 229H16V228H15ZM32 229H33V228H32ZM32 229H30V230H32ZM169 229H171V228H169ZM193 229H194V226H193ZM195 229H197V228H195ZM199 229H200V228H199ZM212 229H213V228H212ZM212 229L210 228V230H212ZM244 229H245V228H244ZM247 229H248V228H247ZM249 229H250V228H249ZM253 229H254V228H253ZM259 229H261V228L259 227ZM12 230H13V228H12ZM28 230H29V229H28ZM34 230H35V229H34ZM39 230H40V229H39ZM41 230H42V229H41ZM41 230H40V232H41ZM58 230H59V229H58ZM204 230H205V228H204ZM207 230H209V229H207ZM207 230H206V231H207ZM210 230H209V232H210ZM215 230H216V229H215ZM221 230H222V229H221ZM238 230H239V229H238ZM245 230H246V229H245ZM254 230H255V229H254ZM23 231H24V230H23ZM23 231H22V232H23ZM174 231H175V230H174ZM179 231H180V229H179ZM192 231H193V230H192ZM216 231H217V230H216ZM236 231H237V230H236ZM242 231H243V230H242ZM250 231H251V230H250ZM263 231H264V230H263ZM13 232H14V231H13ZM13 232H12V233H13ZM32 232H33V231H32ZM38 232H39V231H38ZM38 232H37V233H38ZM42 232H43V231H42ZM65 232H66V231H65ZM171 232H172V231H171ZM183 232H184V231H183ZM185 232H187V231H185ZM195 232H196V231H195ZM211 232L213 233V232H215V231H211ZM223 232L227 233V230L225 231V229H224ZM223 232H222V233H223ZM228 232H229V231H228ZM255 232H256V231H255ZM260 232H261V231H260ZM24 233H25V232H24ZM37 233H36V234H37ZM51 233H52V232H51ZM56 233H57V232H56ZM174 233H175V232H174ZM187 233H188V232H187ZM190 233H191V232H190ZM202 233H203V232H202ZM207 233H208V231H207ZM215 233H216V232H215ZM237 233H238V232H237ZM249 233H250V232H249ZM14 234H15V233H14ZM21 234H22V233H21ZM32 234H35V233H32ZM39 234H41V233H39ZM59 234H60V233H59ZM62 234H63V233H62ZM62 234H61V236H62ZM65 234H66V233H65ZM172 234H173V233H172ZM195 234H196V233H195ZM200 234H201V230H200ZM216 234H218V233H216ZM250 234L252 235V231H251ZM37 235H38V234H37ZM54 235H56V234H53L52 236H54ZM166 235H167V234H166ZM186 235H187V234H186ZM226 235H227V234H226ZM230 235H232V233H231ZM241 235H242V234H241ZM255 235H256V234H255ZM259 235H260V236H258V237L261 238V234H259ZM263 235H264V234H263ZM263 235H262V238H263ZM14 236H15V235H14ZM35 236H36V235H35ZM38 236H39V235H38ZM43 236H44V235H43ZM50 236H51V235H50ZM171 236H172V235H171ZM175 236H176V234H175ZM253 236H254V232H253ZM15 237H16V236H15ZM65 237H66V236H65ZM172 237H174V236H172ZM180 237H181L182 239L184 238V237H182L181 235H180ZM202 237H203V236H202ZM217 237H218V236H217ZM222 237H223V236H222ZM231 237H233V236H231ZM234 237H236V236L234 235ZM244 237H245V236H244ZM255 237H256V236H255ZM258 237H257V238H258ZM39 238H40V240H41V238H44V237H42V235H41ZM57 238H58V237H57ZM62 238H63V237H62ZM167 238H168V237H167ZM170 238H171V237H170ZM196 238H197V237H196ZM218 238H219V237H218ZM223 238H225V237H223ZM236 238H237V237H236ZM252 238H253V237H252ZM260 238H258V239H260ZM262 238H261V239H262ZM15 239H16V238H15ZM35 239H36V237H35ZM46 239H48V237H47ZM52 239H53V237H52ZM59 239H61V238L59 237ZM64 239H66V238H64ZM171 239H172V238H171ZM188 239H189V238H188ZM191 239H192V238H191ZM225 239H226V238H225ZM234 239H235V238H234ZM242 239H243V238H242ZM253 239H254V238H253ZM0 240H1V239H0ZM48 240H49V239H48ZM156 240H157V239H156ZM158 240H159V239H158ZM167 240H169V238H168ZM172 240H174V239H172ZM179 240H181V239H179ZM196 240H197V239H196ZM210 240H211V239H210ZM235 240H236V239H235ZM243 240H244V239H243ZM263 240H264V239H263ZM11 241H12V240H11ZM42 241H45V240H42ZM52 241H53V240H52ZM52 241H51V242H52ZM54 241H55V240H54ZM56 241H57V240H56ZM62 241H63V240H61V242H62ZM175 241H176V240H175ZM186 241H187V240H186ZM189 241H191V240H189ZM193 241H194V240H193ZM206 241H207V240H206ZM228 241H229V239H228ZM250 241H251V240H250ZM253 241H254V240H253ZM13 242H16V241H14V239H13ZM13 242H12V243H13ZM20 242H22V241H20ZM32 242H33V241H32ZM38 242H39V241H38ZM46 242H47V241H46ZM183 242H185V239H184ZM217 242H218V241H217ZM235 242L237 243V241H235ZM238 242H239V241H238ZM244 242H247V241H244ZM23 243H25V242H22V243H20V244H23ZM29 243H30V242H29ZM35 243H36V242H35ZM54 243H55V242H54ZM203 243H205V242H203ZM219 243H221V242H219ZM226 243H227V242H226ZM231 243H232V242H231ZM10 244H11V242H10ZM31 244H32V243H31ZM44 244H45V243H44ZM65 244H66V243H65ZM182 244H183V243H182ZM199 244H200V243H199ZM221 244H222V243H221ZM248 244H249V243H248ZM41 245H43V244H41ZM49 245H51V244H49ZM52 245H53V244H52ZM57 245H58V244H57ZM59 245H60V244H59ZM209 245H211V244H209ZM227 245H228V243H227ZM233 245H234V244H233ZM25 246H26V245H25ZM29 246H32V245H29ZM35 246H36V245H35ZM38 246H39V245H38ZM38 246H36V247H38ZM44 246H46V245H44ZM65 246H66V245H65ZM167 246H169V245H167ZM214 246H215V245H214ZM218 246H219V245H218ZM218 246H217L216 249H218ZM220 246H221L220 248H222V245H220ZM242 246H243V245H242ZM0 247H1V246H0ZM7 247H8V246H7ZM13 247H15V245H13ZM21 247H22V246H21ZM23 247H24V246H23ZM23 247H22V248H23ZM42 247H43V246H42ZM51 247H52V246H51ZM63 247H64V246H63ZM229 247H230V246H229ZM229 247H228V248H229ZM238 247H239V246H238ZM244 247H245V246H244ZM18 248H19V247H18ZM18 248H17V249H18ZM38 248H39V247H38ZM44 248H45V247H44ZM44 248H43V250H44ZM49 248H50V247H49ZM55 248H56V247H55ZM212 248H214V247L212 246ZM228 248H227V249H228ZM14 249H15V248H14ZM17 249H16V252L18 251ZM30 249H31V248H30ZM34 249H35V248H34ZM41 249H42V248H41ZM63 249H64V248H63ZM165 249H166V248H165ZM175 249H176V248H175ZM175 249H174V250H175ZM180 249H181V248H180ZM180 249H179V250H180ZM216 249H214V250H216ZM242 249H243V247H242ZM242 249H239V251H240V250L242 251ZM244 249H245V248H244ZM244 249H243V250H244ZM31 250H32V249H31ZM55 250H56V249H55ZM55 250H54V251H55ZM247 250H248V249H247ZM258 250H259V249H258ZM22 251H23V250H22ZM37 251H38V250H37ZM37 251H36V252H37ZM40 251H41V250H40ZM40 251H39V252H40ZM45 251H46V250H45ZM56 251H57V250H56ZM169 251H171V250H169ZM172 251H173V250H172ZM181 251H182V249H181ZM191 251H192V249H191ZM194 251H195V250H194ZM212 251H213V250H212ZM218 251H219V250H217L216 253H217ZM259 251H260V250H259ZM259 251H257L258 254H259ZM9 252H10V251H9ZM14 252H15V251H14ZM28 252H29V251H28ZM50 252H53V251H52V248H51V251H50ZM173 252H175V251H173ZM203 252H204V251H203ZM213 252H214V251H213ZM229 252H230V251H229ZM232 252H233V251H231V254H233ZM248 252H249V251H248ZM1 253H2V252H1ZM10 253H11V252H10ZM22 253H23L24 255L28 254V253L25 254V251H23ZM40 253H41V252H40ZM57 253H58V252H57ZM182 253H183V252H182ZM208 253H209V252H208ZM208 253H207V254H208ZM223 253H224V251H223ZM240 253H241V252H240ZM243 253H244V252L242 251V254H243ZM249 253H250V252H249ZM29 254H30V253H29ZM33 254H34V253H33ZM38 254H39V253H38ZM45 254H46V253H45ZM50 254H51V253H50ZM50 254H49V255H50ZM165 254H166V253H165ZM188 254H189V253H188ZM194 254H195V253H194ZM209 254H210V253H209ZM209 254H208V255H209ZM211 254H212V253H211ZM237 254H238V253H237ZM245 254H246V251H245ZM262 254H263V253H262ZM262 254H261V256H262ZM3 255H4V254H3ZM174 255H175V253H174ZM184 255H185V254H184ZM219 255H220V252H219ZM227 255H228V254H227ZM233 255H234V254H233ZM240 255H241V254H240ZM250 255H251V254H250ZM0 256H1V255H0ZM12 256H13V255H12ZM19 256H20V255H19ZM38 256H39V255H38ZM58 256H60V255H58ZM62 256H63V255H62ZM186 256H187V255H186ZM190 256H191V255H189V257H187V258H191ZM192 256H193V255H192ZM210 256H211V255H210ZM217 256H218V254H217ZM221 256H222V253H221ZM223 256H225V254H223ZM4 257H5V256H4ZM26 257H27V256H26ZM36 257H37V256H36ZM42 257H43V256H42ZM47 257H48V256H47ZM201 257H203V256L201 255V256L199 257V255H198V258L201 259ZM207 257H209V256H207ZM214 257H215V256H213V258H214ZM234 257H235V256H234ZM257 257H258V256H257ZM5 258H6V257H5ZM31 258H32V256H31ZM38 258H39V257H38ZM44 258H45V257H44ZM53 258H54V257H53ZM192 258H193V257H192ZM196 258H197V257H195V260H196ZM203 258H205V257H203ZM215 258H216V257H215ZM215 258H214V259H215ZM219 258H220V257H219ZM226 258H227V257H226ZM238 258H239V257H238ZM259 258H260V257H259ZM259 258H258V259H259ZM261 258H264V257H261ZM8 259H9V258H8ZM28 259H29V258H28ZM39 259H40V258H39ZM184 259H185V258H184ZM208 259H209V258H208ZM210 259H212V258H210ZM221 259H222V258H221ZM5 260H7V259H5ZM11 260H12V259H11ZM13 260H14V259H13ZM31 260H32V259H31ZM43 260L46 261V259H43ZM187 260H188V259H187ZM187 260H186V261H187ZM197 260H198V259H197ZM201 260H202V259H201ZM227 260H228V259H227ZM3 261H4V260H3ZM9 261H10V260H9ZM21 261H22V260H21ZM47 261H48V260H47ZM179 261H180V260H179ZM192 261H193V260H191V262H192ZM203 261H204V259H203ZM206 261H207V260H206ZM221 261H222V260H220V262H221ZM177 262H178V261H177ZM191 262H190V263H191ZM201 262H202V261H201ZM261 262H264V261H261ZM10 263L12 264L11 261H10ZM15 263H16V262H15ZM23 263H24V262H23ZM35 263L38 264V262H35ZM35 263H34V264H35ZM40 263H41V261H40ZM170 263H171V262H170ZM170 263H169V264H170ZM178 263H179V262H178ZM184 263H185V261H184ZM190 263H189V264H190ZM194 263H195V262H194ZM196 263H197V262H196ZM199 263H200V262L198 261V264H199ZM202 263H203V262H202ZM208 263H209V261H208ZM222 263H223V261L221 262V264H222ZM224 263H225V261H224ZM259 263H260V262H259ZM0 264H1V263H0ZM19 264H20V262H19ZM25 264H26V263H25ZM154 264H155V263H154ZM157 264H158V262H157ZM159 264H160V263H159ZM167 264H168V263H167ZM176 264H177V263H176ZM192 264H193V263H192ZM244 264H246V262H244ZM261 264H262V263H261ZM263 264H264V263H263Z\"/></svg>",
	"mask_w": 264,
	"mask_h": 264
}]
</instances>
